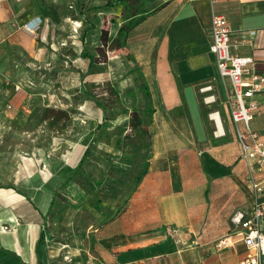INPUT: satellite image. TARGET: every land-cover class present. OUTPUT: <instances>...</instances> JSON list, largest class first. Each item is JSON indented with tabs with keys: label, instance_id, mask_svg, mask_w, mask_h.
<instances>
[{
	"label": "crops",
	"instance_id": "1",
	"mask_svg": "<svg viewBox=\"0 0 264 264\" xmlns=\"http://www.w3.org/2000/svg\"><path fill=\"white\" fill-rule=\"evenodd\" d=\"M143 5L145 18L126 39L150 93L143 115L137 109L143 121L144 130L138 129L144 132L145 161L133 173L129 198L105 223H94L85 233L59 235L56 221L64 195L59 191L80 172L69 178L95 134L69 163L71 170L50 180L45 205L18 183L23 175L46 178L49 168L43 173L40 168L18 167L14 183L0 184V264H240L248 254L239 220L249 215L254 194L240 156L237 131L243 130V123L230 119L233 97L228 80L225 91L209 50L210 23L212 13L223 15L231 29L232 52L251 56L252 69L264 75V0H143ZM89 7L99 10L96 16L107 14L116 20L109 27L113 37L123 22L122 5ZM89 10L84 18L77 13L85 27L92 25L84 44L80 35L81 49L90 31L96 39L102 27L92 21ZM38 17L35 0H0V70L12 56L31 55L35 49L36 56L41 53L31 29ZM84 72L72 75L79 90ZM208 82L216 96L211 105L202 101L199 91ZM254 99L258 109L250 127L264 143V93ZM150 104L152 112L147 113ZM212 109L219 111L224 136L213 135L207 116ZM251 164L254 177L262 179L264 163Z\"/></svg>",
	"mask_w": 264,
	"mask_h": 264
},
{
	"label": "rangeland",
	"instance_id": "2",
	"mask_svg": "<svg viewBox=\"0 0 264 264\" xmlns=\"http://www.w3.org/2000/svg\"><path fill=\"white\" fill-rule=\"evenodd\" d=\"M35 3L41 15L34 29L41 53L36 56L35 49L34 54L15 55L1 64L0 184L14 183L18 167L40 168L43 173H49V168L46 178L39 173L31 177L20 174L18 183L45 205L50 180L54 176L61 179L71 170L69 163L95 134L80 172L59 191L64 195L56 234L85 233L92 224L113 218L135 186L133 173L143 167L145 144L141 130L128 126L129 110L136 108L143 115L148 100L139 88V72L127 46L104 50L100 32L94 39L90 31L87 46L81 49L79 38L86 24L77 19L76 0ZM103 3L83 0L82 5L97 9ZM93 10H89L92 21L111 29L116 20L107 14L96 16L93 13L99 10ZM76 70H87L84 86L97 91V99L107 108L106 119L93 100L80 92L72 76ZM107 86L115 87L118 95L99 92Z\"/></svg>",
	"mask_w": 264,
	"mask_h": 264
},
{
	"label": "built area",
	"instance_id": "3",
	"mask_svg": "<svg viewBox=\"0 0 264 264\" xmlns=\"http://www.w3.org/2000/svg\"><path fill=\"white\" fill-rule=\"evenodd\" d=\"M210 3L213 0H208ZM31 29H35L32 26ZM254 33V31H250ZM231 29L221 14L212 13L210 23L209 50L215 57L218 75L227 92L226 80L230 84L233 103L230 105L229 115L232 122L243 123V130L237 131L240 141V156L248 170L247 180L254 194V202L249 215L239 220L242 240L248 249V254L240 264H264V176L258 180L254 177L251 161L257 164L264 163V143L251 130L250 122L258 103L254 99L257 93H264V75L252 69L253 59L232 52ZM212 83L208 82L199 87L203 94L202 101L211 105L216 101ZM212 121L216 137L224 136L222 119L219 111L212 109L207 113ZM250 139V141H247ZM176 232V230H171Z\"/></svg>",
	"mask_w": 264,
	"mask_h": 264
},
{
	"label": "trees",
	"instance_id": "4",
	"mask_svg": "<svg viewBox=\"0 0 264 264\" xmlns=\"http://www.w3.org/2000/svg\"><path fill=\"white\" fill-rule=\"evenodd\" d=\"M116 3H120L122 5V11L121 16L123 17V22L117 27L116 33L113 37H109V27H101L100 34H99V42L101 48H104V50H123L126 46V39L127 36L132 28H134L138 23H140L146 16L143 0H104V5L106 6H112ZM83 0H76V8L77 13L79 16L84 18V11L89 10L90 7L83 8ZM92 28V25H87L82 34H81V41L84 44V38L88 32ZM100 48V47H98ZM132 58V57H131ZM133 60V58H132ZM133 63L136 65L135 61L133 60ZM137 68V67H136ZM138 70V69H137ZM87 72L80 73V80H81V87L80 91L81 93L90 98L94 101V103L102 109V118L103 120L106 119L107 114V108L103 105L102 100L97 99V91L96 90H87L84 86V79L86 77ZM138 76L140 78V85L139 88L141 91L144 92V94L147 96L148 99H150V93L148 90V86L142 81V74L138 73ZM104 89V88H103ZM99 92L104 93H111L113 95H118V91L113 86H108L103 90ZM127 111V110H122ZM152 112V106L149 105L147 109V113ZM129 126L131 129H136L139 126H141V130L143 128V121L142 118L138 114V110L133 108L129 111ZM145 121V120H144ZM144 130V128H143ZM143 132V131H142ZM144 133V132H143ZM93 143H90L87 148L85 149L84 153L82 154L80 160L78 161L77 165L74 167L73 173L69 178H73L77 175L78 171L80 170L83 161L90 151V147ZM144 172V169L141 171V173ZM139 176L136 177V181L139 180Z\"/></svg>",
	"mask_w": 264,
	"mask_h": 264
}]
</instances>
